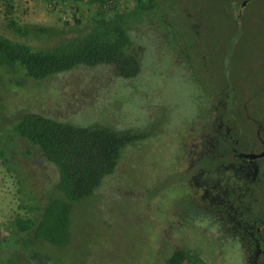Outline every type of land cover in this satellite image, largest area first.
<instances>
[{
  "label": "rangeland",
  "instance_id": "374dc122",
  "mask_svg": "<svg viewBox=\"0 0 264 264\" xmlns=\"http://www.w3.org/2000/svg\"><path fill=\"white\" fill-rule=\"evenodd\" d=\"M244 1H160L180 31L173 38L177 45L169 44L166 29L155 21L141 28L137 36L146 47L140 73L131 81H120L112 68L101 65L90 73L78 67L16 85L0 69V239L15 234L16 216L38 214L31 206L44 204L58 178L40 148L16 132L23 112L35 110L75 125L148 130L144 139L125 147L115 172L93 195L72 204L70 245L41 240L28 248L31 252L13 254L3 245L1 256L11 258L8 264H43L41 258L56 264H166L180 248L196 252L204 264H264L241 220L250 214L243 195L226 193L211 201V195L199 192L194 198L186 184L202 171V182L218 179L224 187L228 180L222 167L212 176L199 164L191 167V161L204 156L228 162L231 157L222 150L226 139L238 137L245 148L257 129L264 139V0L239 4ZM135 2L115 0L120 10ZM95 9L88 0L70 1L66 8L47 0H0V33L46 47L90 27ZM8 18L27 35L11 31ZM116 95L120 99L111 98ZM196 101H202L204 117L213 113L212 105L220 107L217 116L224 126L209 120L215 130L206 133L208 125L195 121ZM225 125L230 130L224 131ZM231 180V188L239 189L240 180ZM250 222L254 233L263 220Z\"/></svg>",
  "mask_w": 264,
  "mask_h": 264
},
{
  "label": "trees",
  "instance_id": "16d2710c",
  "mask_svg": "<svg viewBox=\"0 0 264 264\" xmlns=\"http://www.w3.org/2000/svg\"><path fill=\"white\" fill-rule=\"evenodd\" d=\"M47 1H55L56 6L66 8L73 0ZM88 1L96 5L90 27L60 38L52 45L37 47L0 33V69L5 70L16 85H27L30 80L42 82L78 67H85L90 73L89 69L103 65L113 69V77L126 82L140 73L146 46H142L145 39L137 35L150 21L162 26V30L166 29L169 44L177 45L178 39L173 38L180 31L166 17L162 3H159L163 0H136L132 8L123 10L117 7L115 0ZM7 6L11 7L10 4ZM7 12L10 13L9 8ZM6 25L17 35L28 33L11 18ZM111 98L120 99V96ZM79 123L87 125L71 124L35 110L19 116L16 132L40 148L45 159L57 169L58 178L54 192L48 195L44 204L31 206L38 212L34 218H14L15 234L0 239V264L11 262L7 255L1 256L3 245L10 248L11 254L19 250L31 252L28 248L33 249L34 242L41 240L57 246L70 245L72 204L93 195L115 172L125 147L144 139L148 132L132 125L116 129L100 123ZM41 259L43 264H56L53 259ZM166 264L204 263L196 252L180 248L173 250Z\"/></svg>",
  "mask_w": 264,
  "mask_h": 264
},
{
  "label": "flooded vegetation",
  "instance_id": "af4514ba",
  "mask_svg": "<svg viewBox=\"0 0 264 264\" xmlns=\"http://www.w3.org/2000/svg\"><path fill=\"white\" fill-rule=\"evenodd\" d=\"M246 1H244L243 3L240 2L239 4L244 6L246 4ZM239 9H242V7ZM240 11L242 12V10ZM201 102H197V101L195 102V107L199 106L198 113L195 116V121L199 120L207 124L208 132L206 133L208 134H211L210 130H215L214 124L212 122H209V120H212L214 123L216 121H219L218 126H220V129H221L224 126L222 124L225 123L222 119H220L217 116L221 108L218 106L219 109L218 108L215 109V107L213 108L212 107L213 105H212L210 109H213V113H208L207 116L204 117V115L201 112V109H202ZM243 115H244L243 116L244 118L245 114ZM196 127H198V124L196 125ZM223 129L224 131L225 129L230 130V127L226 126ZM224 131L222 130L219 131V134L223 137H224V134L222 133ZM256 133H257L256 138L251 136V133H250V142L247 144L245 148H240L242 146L240 145V141L238 137H232V139H228V140L226 139V143L222 144L223 146H225L224 149L222 150L225 151V153H227L228 155H230L231 160L228 162H224L218 159L209 160V159L204 158V156L202 157L200 156L197 160L191 161V167L196 164H199L200 166L205 167L204 169L211 172L212 176H214V174L219 171V168L222 167L225 170L226 180L230 181L231 183H232L231 177L237 178L238 180H240L239 189L237 188L232 189L231 183L228 184V181L223 187L220 185L219 183L220 180L218 179H216L212 183H209L208 181H206V183L205 181L202 182L199 179L200 175H202L201 173L202 171H199V173L197 174H192V177L187 179L191 182L186 183V184L190 186V188H192L191 189L193 191L192 196L194 198H196L199 192L201 193V195L203 194V196H205L206 194L211 195L209 196L211 201H212V197L217 196V195H223V194L226 195V193L228 194L234 193L235 196H239L240 194H242L243 195V199L241 200L242 205L248 206V209L250 212V214H246L245 216H243V218H241L242 221H246L244 222L246 223V225L245 227L244 226L243 227L246 228L247 235L249 233V235L251 236V238L249 237V239L252 241L253 247L256 249V253L261 254L264 259V246L259 247L261 243H264V167H263L264 157L258 155L264 149V139L258 136L259 129L256 130ZM203 136H206V135H202L201 138H203ZM213 137L216 138L214 134H213ZM201 143L202 142H200V144ZM207 146L209 145L207 144L205 147ZM213 146L214 144L211 147ZM249 153H251L252 155H248ZM207 163H209L210 166H207L206 165ZM250 204L253 205L254 207L253 209L250 208ZM242 205H240L239 207H241ZM254 211L255 213H253ZM260 218L263 220V222L257 225L254 228V233H252L250 230V227L253 226V222L251 223L250 221L257 222L260 220ZM254 264H258V261L254 260Z\"/></svg>",
  "mask_w": 264,
  "mask_h": 264
},
{
  "label": "water",
  "instance_id": "95a60500",
  "mask_svg": "<svg viewBox=\"0 0 264 264\" xmlns=\"http://www.w3.org/2000/svg\"><path fill=\"white\" fill-rule=\"evenodd\" d=\"M248 155H252L251 153H249ZM259 156H263L264 157V149L258 154Z\"/></svg>",
  "mask_w": 264,
  "mask_h": 264
},
{
  "label": "built area",
  "instance_id": "2783aa9c",
  "mask_svg": "<svg viewBox=\"0 0 264 264\" xmlns=\"http://www.w3.org/2000/svg\"><path fill=\"white\" fill-rule=\"evenodd\" d=\"M57 3V2H56ZM56 3L55 1L54 2H51L52 6H56Z\"/></svg>",
  "mask_w": 264,
  "mask_h": 264
}]
</instances>
